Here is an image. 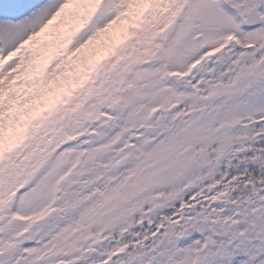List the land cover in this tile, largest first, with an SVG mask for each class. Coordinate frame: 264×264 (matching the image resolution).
Instances as JSON below:
<instances>
[{"label":"snow or ice","instance_id":"1","mask_svg":"<svg viewBox=\"0 0 264 264\" xmlns=\"http://www.w3.org/2000/svg\"><path fill=\"white\" fill-rule=\"evenodd\" d=\"M0 264H264V0H0Z\"/></svg>","mask_w":264,"mask_h":264},{"label":"clouds","instance_id":"2","mask_svg":"<svg viewBox=\"0 0 264 264\" xmlns=\"http://www.w3.org/2000/svg\"><path fill=\"white\" fill-rule=\"evenodd\" d=\"M76 27L75 21L70 18H59L42 32L31 44L35 63L26 66L20 79L10 85L9 95L18 99L19 106L31 103L33 106H42L44 93L34 87L35 70L41 67L50 58L58 56L64 51L69 35Z\"/></svg>","mask_w":264,"mask_h":264}]
</instances>
